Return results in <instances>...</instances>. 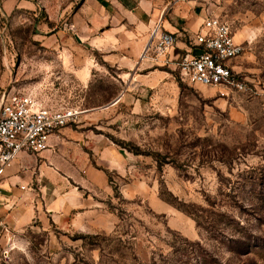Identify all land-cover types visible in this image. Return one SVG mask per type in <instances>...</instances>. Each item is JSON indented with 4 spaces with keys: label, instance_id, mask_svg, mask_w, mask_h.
<instances>
[{
    "label": "rangeland",
    "instance_id": "374dc122",
    "mask_svg": "<svg viewBox=\"0 0 264 264\" xmlns=\"http://www.w3.org/2000/svg\"><path fill=\"white\" fill-rule=\"evenodd\" d=\"M140 1L0 0V97L70 108L76 139L61 136L73 149L91 160L87 142L100 139L124 157L114 169L91 160L90 178L86 162L56 150L77 173L51 165L52 180L107 203L117 223L94 233L33 223L6 240L0 264H264V0H149L176 29L218 16L246 32L235 66L249 91L223 99L175 70H143L149 52L140 67L125 64L153 29L136 32ZM108 55L119 61L102 64ZM77 59L87 82L67 66Z\"/></svg>",
    "mask_w": 264,
    "mask_h": 264
},
{
    "label": "crops",
    "instance_id": "0c3cea01",
    "mask_svg": "<svg viewBox=\"0 0 264 264\" xmlns=\"http://www.w3.org/2000/svg\"><path fill=\"white\" fill-rule=\"evenodd\" d=\"M158 8H154L152 2L149 0L140 1L138 5V16L142 19L143 23H141V30L136 32L150 30L154 28L153 26H155V24L157 25L159 23L163 31L175 35L177 34L176 46L170 53L175 54L174 58L171 57V59L177 60L183 53L189 51V42H187L186 36L192 37L198 30L202 21L191 23L189 25V30L181 28L176 29V27L170 23L164 22V18L162 19L161 16V10L159 11ZM138 20L139 19L136 18L137 22ZM135 34L136 33H134V35ZM88 38H90V36H88ZM246 38V32L244 31L239 34H234L236 43H244ZM148 40L149 35L145 37L141 36L140 39H135L133 41L128 57H124L126 61L125 64L131 70L135 65L140 67V63H137V59L140 58L144 50V45L148 43ZM89 45L92 47L94 53H100L101 47L96 46V42H90ZM79 50L83 53L82 49ZM101 59L102 64L108 66L119 61V58H114L113 55L103 56ZM87 63L85 59H77L75 66H73V64H67L68 67L71 66L75 68V73H77L76 77L81 83L83 81L87 82L89 79L87 78L89 75ZM150 63H152V65L155 63V65L160 66V62H156L149 58L146 59L145 64L142 65L141 68L143 70L148 69L151 67ZM169 69L173 70L172 67ZM86 70L87 75L84 77L83 74ZM61 71L65 72L67 70L63 67ZM211 90L214 91V89ZM61 134L76 139L72 132L66 129V127L62 128L59 131L61 140L54 142L53 148L39 154H19L11 166L5 169L2 175V177L5 178H0V225L5 226L6 230L4 232L0 230V254L5 249L4 245L6 240L14 238V234H18L25 228L32 227L33 223L44 226L50 221L61 230L88 233L108 231L110 225L113 226L117 223V217L107 209V203L94 200L91 196L85 197V192H83L84 195H82L78 187L68 185V179L63 181L61 176L59 181H53L49 171L51 165H54L65 170L70 177L74 178L76 176L77 172L74 165L69 162L62 164L59 156L56 155V150L61 153H67L68 155L73 154V160L78 158V161H81V163L84 164L86 162L87 164H84L82 168L86 170L90 178L95 176L93 172L95 169L91 165V160H93L96 165L101 163L104 164V167L107 169H114L116 162L120 163V160L124 159L123 155L112 145L107 143L102 144L100 139L89 140L87 145H89V149L92 153V158L90 160L89 157L83 155L84 153H79L76 148L73 149V143L62 139ZM84 143L85 140L82 144ZM106 195H109V193Z\"/></svg>",
    "mask_w": 264,
    "mask_h": 264
},
{
    "label": "built area",
    "instance_id": "2783aa9c",
    "mask_svg": "<svg viewBox=\"0 0 264 264\" xmlns=\"http://www.w3.org/2000/svg\"><path fill=\"white\" fill-rule=\"evenodd\" d=\"M190 42L188 52L177 60L171 59L177 37L163 31L158 23L151 31L143 55L149 52L152 60L160 62L162 67H172L191 85L214 89L220 99L230 93L249 91L247 82L233 65L244 54L245 44L235 42L227 22L218 16L204 18ZM77 116L70 108L46 106L28 95L3 94L0 97V178L19 154H39L53 148V143L61 140L59 131Z\"/></svg>",
    "mask_w": 264,
    "mask_h": 264
},
{
    "label": "trees",
    "instance_id": "16d2710c",
    "mask_svg": "<svg viewBox=\"0 0 264 264\" xmlns=\"http://www.w3.org/2000/svg\"><path fill=\"white\" fill-rule=\"evenodd\" d=\"M236 61H237V60H235L234 63H233V65H234V70H235V71H237V70H236V66H235V62H236ZM237 72H239V71H237ZM239 73H240V72H239ZM121 145H122V148H124V149H125V148L127 149V147L129 146L128 144H124V143H122ZM127 151L130 152V153L133 154V155H138V154H139L137 148H134V147H131L130 149L128 148ZM153 156H154L156 162H158V163L160 164L161 161H160V159H159V156H156V155H153Z\"/></svg>",
    "mask_w": 264,
    "mask_h": 264
},
{
    "label": "bare ground",
    "instance_id": "6f19581e",
    "mask_svg": "<svg viewBox=\"0 0 264 264\" xmlns=\"http://www.w3.org/2000/svg\"><path fill=\"white\" fill-rule=\"evenodd\" d=\"M144 51H145V48H144ZM144 51H143V54H144ZM141 58H144V55H142L141 56ZM87 75V70L86 71H84V74H83V76L85 77Z\"/></svg>",
    "mask_w": 264,
    "mask_h": 264
},
{
    "label": "water",
    "instance_id": "95a60500",
    "mask_svg": "<svg viewBox=\"0 0 264 264\" xmlns=\"http://www.w3.org/2000/svg\"><path fill=\"white\" fill-rule=\"evenodd\" d=\"M117 101H118V99H116V100L114 101V103H116ZM114 103H113V104H114ZM113 104H112V105H113Z\"/></svg>",
    "mask_w": 264,
    "mask_h": 264
}]
</instances>
